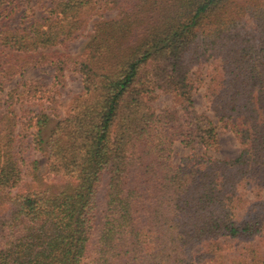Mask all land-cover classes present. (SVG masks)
Returning <instances> with one entry per match:
<instances>
[{"label": "trees", "instance_id": "16d2710c", "mask_svg": "<svg viewBox=\"0 0 264 264\" xmlns=\"http://www.w3.org/2000/svg\"><path fill=\"white\" fill-rule=\"evenodd\" d=\"M98 1L57 0L42 17L25 15L9 28L1 23L16 6L0 0V89L27 65L19 58L76 38ZM101 1L116 16L95 22L76 111L46 142L49 172L70 185L13 193L24 178L17 139L27 134L14 111L1 113L0 264H83L104 175L91 264H224L230 240L264 232V0ZM201 63L210 66L206 82L191 72ZM197 83L239 153L224 160L191 153L174 165V138L218 145L216 125L195 108ZM158 90L178 99L181 114L154 112ZM47 120L29 122L38 146ZM228 264H264V255L249 245Z\"/></svg>", "mask_w": 264, "mask_h": 264}, {"label": "rangeland", "instance_id": "374dc122", "mask_svg": "<svg viewBox=\"0 0 264 264\" xmlns=\"http://www.w3.org/2000/svg\"><path fill=\"white\" fill-rule=\"evenodd\" d=\"M15 5L14 10L2 21L7 27H16L26 15L28 18H40L44 15V10L52 6L57 0H11ZM242 1V0H239ZM100 6V7H99ZM99 10L89 19L84 28L76 38L58 45L49 50H43L33 55L32 58L22 56L19 62L26 63L20 74L14 75L11 79L3 80L0 89V117L3 113L14 111L15 119L18 123V130L26 133L27 136L18 137L17 150L23 159V181L14 188L13 193H21L30 188L47 189L56 192L70 181L61 174L49 172L48 157L46 153V142L50 136H54L56 125L67 117H70L78 105V97L83 92V77L80 71L82 58L87 50V45L94 35L95 22L101 19H111L116 16L117 8L104 5L98 1ZM248 26H253V21L249 15L244 16ZM26 19V18H25ZM210 66L205 63L192 66L191 72H196L207 81L206 75ZM25 89L27 90H24ZM193 100L198 112L207 115L217 127L218 145L216 148L204 149L200 144L183 146L179 140L173 139L171 163L176 165L182 157L195 154L210 155L214 159H232L239 153V142L235 133L229 128L220 124L213 114L208 98L205 93L204 83H197L193 91ZM150 104L157 115H161L164 109L171 108L181 114V105L178 99L170 91L156 92L155 98ZM2 113V114H1ZM40 114L47 116V125L42 131L43 142L40 146L32 141L30 135L36 127L28 128L31 123L34 125ZM31 118V121L29 119ZM30 122V123H29ZM25 135V134H24ZM29 135V136H28ZM106 175L103 176L101 185L97 191V210L94 222L93 235L88 245L87 256L83 264H91L93 248L96 236L101 228L105 214V194ZM223 240H220L221 243ZM231 249L224 248V264L237 256L243 248L256 246L264 255V232L259 237L252 239H242L237 243L233 240Z\"/></svg>", "mask_w": 264, "mask_h": 264}]
</instances>
